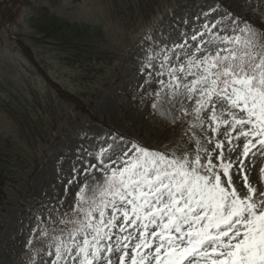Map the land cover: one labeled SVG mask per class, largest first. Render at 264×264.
<instances>
[{
  "label": "snow or ice",
  "instance_id": "obj_1",
  "mask_svg": "<svg viewBox=\"0 0 264 264\" xmlns=\"http://www.w3.org/2000/svg\"><path fill=\"white\" fill-rule=\"evenodd\" d=\"M217 12L191 33L183 20L179 43L145 37L141 88L156 83L145 94L153 113L180 136L163 150L123 136L110 152L78 147L64 198L26 244L42 242L40 264H264V187L250 181L264 158V28L230 11L207 19ZM93 169L101 178L88 182Z\"/></svg>",
  "mask_w": 264,
  "mask_h": 264
},
{
  "label": "rangeland",
  "instance_id": "obj_2",
  "mask_svg": "<svg viewBox=\"0 0 264 264\" xmlns=\"http://www.w3.org/2000/svg\"><path fill=\"white\" fill-rule=\"evenodd\" d=\"M120 1L0 0V101L20 116L26 128L34 124L32 120L42 118L45 123L37 126V129L44 127V140H37L41 147L36 171L28 169L17 178L9 189L7 203L0 210V264H30L32 259L40 264L36 250L42 242L34 239L31 246L26 244L36 226V218L47 220L50 208L58 206V200L64 198L69 179L67 159L75 157L78 147L85 146L95 152L103 148L110 152L111 138L115 136L118 140L123 136L125 142L136 141L149 149L163 150L165 145H174L179 138L180 128L154 114L152 99L145 95L149 89H156V83L141 88L145 81L140 68L144 49L148 46L146 36L151 34L159 39L161 33L171 32V39L165 42L169 45L179 43L182 40L180 28H185L182 21H188L186 30L191 33L193 26L205 22L206 18L200 14L217 5L219 12L212 13L208 20L220 19L226 11L240 16L250 9L264 19V0ZM140 2L145 3L144 11L151 16L149 21L127 25L124 12L143 17L139 13ZM42 10L70 23L99 28L104 35L102 50L70 54L52 43L45 44L40 35L32 31L30 23L34 13ZM197 16H200L199 20ZM25 52L31 54L38 67L31 65ZM101 52L105 54L101 55ZM114 54H117L116 58ZM58 91L64 99L63 104L57 106L61 117L54 120L55 111L47 103L49 96L57 100ZM76 93L83 98L85 110L96 121H91L82 111L72 110L77 104ZM2 113L0 110V117L6 118ZM50 124H53V130L45 137ZM4 125L11 124L6 120ZM0 126H3L2 122ZM166 127L170 128L169 132ZM3 128L11 131L8 127ZM83 134H87V138H82ZM62 159V170L58 171ZM92 162L103 168L99 160ZM248 167L249 161L245 160V168ZM262 167L264 158L255 157L250 181L258 187H264L259 174ZM94 178L100 179L101 172L93 169L88 182ZM76 191V187L69 189L70 195L62 212L73 202L71 194ZM51 219H57L54 212Z\"/></svg>",
  "mask_w": 264,
  "mask_h": 264
},
{
  "label": "trees",
  "instance_id": "obj_3",
  "mask_svg": "<svg viewBox=\"0 0 264 264\" xmlns=\"http://www.w3.org/2000/svg\"><path fill=\"white\" fill-rule=\"evenodd\" d=\"M31 20L32 31L35 30L36 35H40L39 38H42L45 44L52 43L66 53L79 54L78 52H84L90 54L96 50H102L101 45L104 43V35L99 28L71 24L62 18H57L47 10L34 13ZM125 20L131 21L132 19L125 18ZM145 20H148L147 17H144ZM258 27L264 28V22H261ZM25 48L27 47L25 46ZM25 54L31 65L38 67L31 54L26 52ZM103 54L101 52V55ZM83 56L86 61L89 59L88 56ZM51 86L57 88L53 84ZM58 96L61 101L64 99L59 91ZM0 110L5 117H9L13 121L18 120V116L11 107L5 105L2 101H0ZM22 131V136L26 137L20 143L15 139L0 137V205L6 197V187L11 186L36 161L34 149L37 146L32 143L29 145V133L24 129Z\"/></svg>",
  "mask_w": 264,
  "mask_h": 264
}]
</instances>
